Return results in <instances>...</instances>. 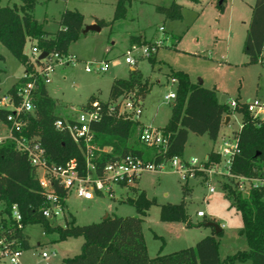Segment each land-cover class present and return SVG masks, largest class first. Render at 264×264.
Masks as SVG:
<instances>
[{
    "label": "rangeland",
    "instance_id": "1",
    "mask_svg": "<svg viewBox=\"0 0 264 264\" xmlns=\"http://www.w3.org/2000/svg\"><path fill=\"white\" fill-rule=\"evenodd\" d=\"M172 1L128 0L125 17L112 20L117 0H37L33 16L49 33L58 28L64 9L78 10L87 22L96 18L106 22L98 31L82 32L69 45L84 59L69 63L53 62L46 87L56 100L55 113L62 118L76 116L91 94L100 103L106 101L110 80L127 78L132 71L124 60L127 53L134 57V68L141 73V80L151 84L145 101L143 99V112L139 118L144 125H163L170 113L172 101L165 100L164 95L176 89V81L169 77L171 71H184L191 81L201 80L202 86L215 89L220 103L228 104L231 100L245 103L257 96L264 97V70L258 61L250 62L243 51L246 29L256 0H224L221 4L218 0H177L181 5L179 19L167 18L156 10V6H169ZM15 2L20 3V0H0V5ZM143 47L155 48L153 62L143 54ZM24 53L31 55L30 41L26 43ZM0 54L4 57L0 60L1 96L22 75L24 65L2 44ZM85 60H108V69L101 73L87 72ZM136 90L134 87L131 91ZM230 118L214 142L205 134L189 132L181 158L200 161L211 147L221 149L222 140L231 139L234 131L241 127L242 115L239 112H232ZM143 150L150 153L145 146ZM224 169L222 161L219 170L223 172ZM223 183L233 185L235 181L225 175L208 176L200 171L195 177L183 180L174 167L166 164L161 169L141 172L137 181L125 191L116 190L117 199L95 196L84 200L71 192L67 200L68 214L59 223L64 225L71 217L77 224H88L98 222L106 215H136L135 206L128 202L127 197L133 198L136 193L144 191L148 198L155 200L141 222L150 256L194 246L203 236L213 234L214 228L208 225L211 222L222 228L220 235H214L218 240L219 255L225 258L247 248V243L239 232L241 217L231 206L222 188ZM209 186H213V192H209ZM180 202L184 203L192 225L160 219L161 204ZM197 211H202L204 216H198ZM25 233L29 236L30 247L22 253L24 264H58L63 258L81 251L82 237L56 240V233H45L37 223L28 224ZM42 250H55L57 254L41 258L39 253ZM228 264H251V261L235 260Z\"/></svg>",
    "mask_w": 264,
    "mask_h": 264
},
{
    "label": "trees",
    "instance_id": "2",
    "mask_svg": "<svg viewBox=\"0 0 264 264\" xmlns=\"http://www.w3.org/2000/svg\"><path fill=\"white\" fill-rule=\"evenodd\" d=\"M128 0H117L113 19L124 18ZM196 2L197 0H190ZM220 1V0H218ZM222 2L224 0H221ZM37 0H20V4L0 5V44L24 65V73L33 72V63L24 53L28 41L48 55L56 53L67 55L69 45L78 39L84 30V16L78 10L64 9L59 17V28L49 33L33 16ZM156 10L167 18L179 19L181 5L173 0L169 6H156ZM99 26L106 22L95 19ZM264 42V0H256L252 8L251 18L246 29L243 51L250 62H256ZM4 57L0 54V60ZM154 61L153 53L148 56ZM1 71V69H0ZM140 72L135 69L127 78H114L108 93V99H116L137 87L136 93L144 99L149 93L151 84L141 80ZM169 77L176 80V97L171 105V114L162 127L170 133L169 146L165 156L147 153L137 139L138 123L117 118L105 112L98 122L91 124L96 145V170L101 172L103 165L127 153L156 162L163 157L182 156L188 133L206 134L212 141L218 138L222 120L226 114L236 111L242 115L241 127L234 131L239 152L233 157L230 170L234 175H252L259 162L264 161V121L249 114L245 105L239 103L231 109L227 103H220L216 91L206 88L200 82H193L184 71H171ZM28 81L21 77L7 90L14 93L16 88ZM95 100L90 95L85 105ZM34 114L24 116L23 133L36 136L46 151L49 162L64 164L70 159L76 161L80 173L85 172L82 149L73 141L68 132L56 129L55 120L60 116L55 113L56 100L51 97L45 83L37 79L33 91ZM83 105V106H85ZM7 111L0 110V118ZM147 148V147H146ZM206 165L220 161L217 151L207 154ZM185 186H183V191ZM222 188L231 201V206L239 213L242 221L240 234L244 236L247 248L237 250L232 255L221 258L218 251L217 233L203 236L194 246L180 248L168 253L158 252L150 256L144 241L141 222L154 199L140 191L135 197L128 198L133 204L136 215H107L98 222L76 224L71 217L64 225L56 224L43 217L40 208L45 200L34 177V171L26 156L14 148L11 141L0 145V201L6 208L17 203L23 215V224H40L45 233H56V240L67 237H82L81 251L65 257L58 264H228L235 260H250L251 264H264V186L250 189L242 193L231 183H223ZM57 192L63 195V189ZM160 219L163 221H182L186 226L192 225L184 203H165L159 208ZM30 247L29 236L23 241V249Z\"/></svg>",
    "mask_w": 264,
    "mask_h": 264
},
{
    "label": "built area",
    "instance_id": "3",
    "mask_svg": "<svg viewBox=\"0 0 264 264\" xmlns=\"http://www.w3.org/2000/svg\"><path fill=\"white\" fill-rule=\"evenodd\" d=\"M162 29V27H160ZM33 63V72L24 73L22 77L28 79L19 85L15 92L4 93L0 96V110L7 111L4 118H0V145L6 141H11L14 148L24 154L34 171L40 193L45 200L40 211L43 217L60 224L66 214V202L71 192L76 197L91 200L95 196L117 199L116 190L124 191L135 183L141 172L145 170L161 169L169 164L174 167L183 180L195 177L197 172H204L208 176L215 174L225 175L235 181L237 188L244 194L250 189L264 186V161L259 162L254 168L252 175H234L230 170L233 157L239 152L236 139L225 138L222 147L217 152L220 161L206 165L207 155L203 160L192 158L183 159L181 156L162 158L160 161L147 160L137 154L127 153L126 155L108 161L103 165L101 172L96 170V145L93 142L94 134L91 124L98 122L104 110L98 100L83 106L76 116L70 118L59 117L55 120V127L69 133L73 141L82 149L84 156L85 172L80 173L76 161L70 159L64 164H54L48 161L45 148L36 136H27L22 131L25 126L24 116L34 114L33 91L37 79L42 80L45 85L49 82L50 72L53 69V62H74L71 55L59 56L56 53L47 54L39 58L42 51L34 44L30 46ZM155 48L143 47V54L149 56L155 52ZM125 63L130 67L135 66V59L130 54H125ZM257 61L264 70V42L261 45ZM108 69V61H85L87 72L101 73ZM176 81L175 79H172ZM175 91H170L164 95V99L174 102ZM105 112L117 118L139 121L143 112V99L131 90L116 99L104 101ZM239 103L245 105L250 115L258 120L264 121V97H254V99L242 103L237 100L229 101V106L234 109ZM230 116L231 114H226ZM225 115V116H226ZM170 133L162 128L154 126H138L137 139L145 147L150 149V153L165 156L169 146ZM224 162V171L219 170V165ZM64 190L61 195L57 189ZM117 188V189H116ZM213 186H209V192H213ZM198 216H204L202 211H197ZM23 224V215L17 203H12L8 208L0 201V264H23L22 253L23 241L27 236ZM221 227V226H220ZM55 250H42L41 258L56 256Z\"/></svg>",
    "mask_w": 264,
    "mask_h": 264
},
{
    "label": "crops",
    "instance_id": "4",
    "mask_svg": "<svg viewBox=\"0 0 264 264\" xmlns=\"http://www.w3.org/2000/svg\"><path fill=\"white\" fill-rule=\"evenodd\" d=\"M16 3V2H15ZM17 5H19L20 3H16ZM94 21L95 20H90L89 22H87L86 21V19H85V17H84V25H86L87 23H89V24H92V23H94ZM162 27V26H161ZM58 28H59V25H58ZM57 28V29H58ZM56 29V30H57ZM55 30V31H56ZM54 31V32H55ZM88 31H85V32H83L84 34H86ZM53 33V32H52ZM35 44V42L34 41H30V46H32V45H34ZM108 51V48H106V52ZM68 55H71V56H73L75 59H77V60H82V59H84L81 55H79V54H76L75 52H73L72 50H71V46H69V48H68ZM107 57V56H106ZM107 59V58H106ZM85 61H89V60H85ZM105 61H108V60H105ZM114 62H116V61H114ZM1 69V68H0ZM135 68L134 67H130V70H134ZM2 70V69H1ZM24 75V70H23V73H22V75L20 76V77H18L15 81H14V83L15 82H17L22 76ZM114 78H118V77H114ZM113 78V79H114ZM113 79L112 80H110V82H109V85H111V83H112V81H113ZM200 81V83H201V80H198V82ZM197 82V81H196ZM13 83V84H14ZM110 87V86H109ZM46 89H47V87H46ZM47 92H48V89H47ZM49 94V93H48ZM50 95V94H49ZM91 95H94V94H91ZM51 96V95H50ZM88 99V98H87ZM144 101H145V98H144ZM170 114H171V110H170V113L168 114V116L166 117V120H165V122H164V124L163 125H150V126H154V127H159V128H162L166 123H167V121H168V119H169V117H170ZM227 116V115H226ZM226 116H224V118H223V120H222V123H221V126H220V130H221V128H222V126L223 125H228V123L230 122V116H229V118H228V120H226ZM140 122V125L141 126H148V125H144L141 121H139ZM219 130V131H220ZM189 134V133H188ZM206 135V134H205ZM218 136H219V134H218ZM214 142V141H213ZM211 150H214V148L213 147H211V149H210V151ZM219 149H217V150H215V151H218ZM208 154V153H207ZM205 158V157H204ZM125 191V190H124ZM123 192V191H122ZM138 193H136V195H137ZM127 198H130L129 196L127 197ZM66 211H67V202H66ZM68 214V213H67ZM75 219V218H74ZM75 223H76V219H75ZM77 224V223H76ZM146 248H147V252H148V254H150L149 253V251H148V247H147V245H146ZM24 264V263H23Z\"/></svg>",
    "mask_w": 264,
    "mask_h": 264
},
{
    "label": "water",
    "instance_id": "5",
    "mask_svg": "<svg viewBox=\"0 0 264 264\" xmlns=\"http://www.w3.org/2000/svg\"><path fill=\"white\" fill-rule=\"evenodd\" d=\"M221 0L219 1V4H221ZM88 30H100V26L99 25H97V24H95V23H92V24H88V25H86L85 27H84V30H83V32H85V31H88ZM47 55V53L46 52H42L40 55H39V58H43V57H45ZM200 82V81H199ZM228 118H229V116L227 115L226 116V120H228ZM107 216V215H106ZM105 216V217H106ZM104 217V218H105ZM208 225H210V226H212L213 228H214V231L217 233L218 231H220V229H221V227H220V225L219 224H217V223H208Z\"/></svg>",
    "mask_w": 264,
    "mask_h": 264
}]
</instances>
